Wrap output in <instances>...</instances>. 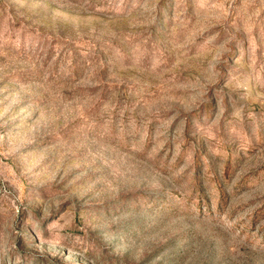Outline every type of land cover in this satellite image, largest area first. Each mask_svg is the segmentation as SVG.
<instances>
[{
  "label": "rangeland",
  "instance_id": "obj_1",
  "mask_svg": "<svg viewBox=\"0 0 264 264\" xmlns=\"http://www.w3.org/2000/svg\"><path fill=\"white\" fill-rule=\"evenodd\" d=\"M0 264H264V0H0Z\"/></svg>",
  "mask_w": 264,
  "mask_h": 264
}]
</instances>
